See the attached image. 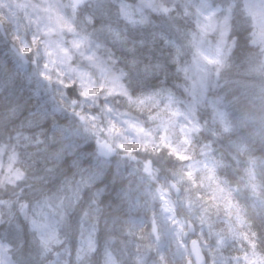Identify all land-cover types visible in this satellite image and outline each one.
Returning <instances> with one entry per match:
<instances>
[{
    "label": "clouds",
    "instance_id": "1",
    "mask_svg": "<svg viewBox=\"0 0 264 264\" xmlns=\"http://www.w3.org/2000/svg\"><path fill=\"white\" fill-rule=\"evenodd\" d=\"M0 264H264V0H0Z\"/></svg>",
    "mask_w": 264,
    "mask_h": 264
}]
</instances>
